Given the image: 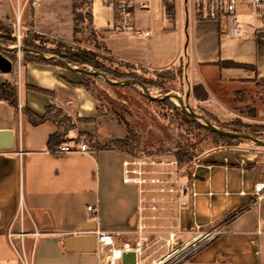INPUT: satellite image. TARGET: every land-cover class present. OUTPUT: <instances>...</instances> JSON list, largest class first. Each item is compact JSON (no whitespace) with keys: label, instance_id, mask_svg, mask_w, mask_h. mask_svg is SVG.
I'll return each instance as SVG.
<instances>
[{"label":"crops","instance_id":"crops-1","mask_svg":"<svg viewBox=\"0 0 264 264\" xmlns=\"http://www.w3.org/2000/svg\"><path fill=\"white\" fill-rule=\"evenodd\" d=\"M65 2L67 13H61ZM133 4L136 30L130 32L115 30L112 6L97 0L90 8L92 33L118 62L151 71L184 63L192 86H203L209 94L208 106L215 99L210 83L222 88L249 77L241 69H223L207 82V68L234 62L252 67L264 80L263 22H246L240 37L232 35L229 17L208 19L195 0ZM142 4L149 9L142 10ZM74 11L73 0H40L28 13L26 30L70 43L76 33ZM223 19L228 20L224 25ZM85 75L92 77L61 64L25 62L20 110L0 101V264H101L95 233L112 235L117 246L136 245L148 236L144 228L152 227L154 202H164L168 222L174 223L169 222L174 227L169 243L206 238L187 264H264V196L255 193L256 185L264 183V147L247 143L207 153L179 181L171 175L177 188L157 187L151 180L162 173L149 162L140 166L134 156L93 147L99 140L98 106L84 87ZM23 105L40 117L51 107L62 111L75 124L67 143L84 141L89 152L51 153L48 142L59 127L52 121L31 125ZM223 106L217 100L213 114L221 116ZM182 187L187 188L185 199L178 192ZM90 206L99 209L98 215L88 211ZM71 238L75 241L68 248Z\"/></svg>","mask_w":264,"mask_h":264},{"label":"rangeland","instance_id":"rangeland-1","mask_svg":"<svg viewBox=\"0 0 264 264\" xmlns=\"http://www.w3.org/2000/svg\"><path fill=\"white\" fill-rule=\"evenodd\" d=\"M73 5L76 27L74 41L67 43L27 31L26 28L29 25V22H26L29 13L27 11L23 20L20 46L13 31L12 12L7 6H0V29H3V31L0 30V45L16 48L13 51L5 50L6 57L14 63L15 68L11 75L3 76L0 74V84H2L0 95H2L4 84L17 85L18 91H20L22 64L32 59L29 52L23 50L24 42L46 56L56 53L59 58L67 54L76 56L80 51L87 50L95 52L98 55L97 61L111 72L120 76L134 75L136 78L131 79L145 80L152 97L161 99L166 95L180 96L185 105L188 103L191 113L204 117L213 126L225 131L245 133L264 141V80L259 79L252 72V67L234 62H223L217 65L218 68L203 70L207 82L211 79H217L223 69H241L249 77L243 84H230L222 88L212 80L214 83H210L209 86H211L212 91L215 90L213 92L215 99L212 100L211 106H208V104H204L206 100L196 98L194 88L197 86H192L184 63L161 71H151L118 62L105 51L92 33L89 7L80 0H73ZM67 6L66 2L61 5V13H67ZM233 18L237 20L240 37L243 36L242 25L254 20L244 3L238 5L236 14L229 17V20L232 22ZM222 22L224 25L228 20L223 19ZM13 39L16 41L14 42ZM18 47L21 49L18 50ZM71 66L76 67L72 64ZM79 68L94 71L89 66ZM87 82L90 92L97 101L99 141L104 143L124 139L128 136L127 128L132 129L137 134L139 141L138 155L134 157L141 162H156V172L173 173L172 177L178 178V181L179 178L187 176L196 164L201 163V157L207 153L247 143L260 147L245 140L237 142L220 139L210 130L200 128V124L192 118H187L177 100H151L146 97L138 85L114 86L107 83L103 78L94 76L87 79ZM203 89L206 91L204 87ZM201 91H199L200 96H202ZM217 100L224 104L221 116L213 114L215 110H213L212 104L217 105ZM159 163L163 164L159 166ZM155 185L159 187L162 184L157 183ZM176 185L175 188H177ZM154 205L156 208L152 215L155 217L150 220L152 227L144 228V231H148V236L143 238L144 256L147 262L170 255L180 246L173 242L169 243L174 227L169 225V210L163 209L164 202H154ZM172 205L174 204L172 203ZM170 224L174 223L170 222ZM184 264H187V261Z\"/></svg>","mask_w":264,"mask_h":264},{"label":"built area","instance_id":"built-area-1","mask_svg":"<svg viewBox=\"0 0 264 264\" xmlns=\"http://www.w3.org/2000/svg\"><path fill=\"white\" fill-rule=\"evenodd\" d=\"M84 2L89 9L93 3L97 0H80ZM104 5L112 6L115 10V21L114 28L118 32H130L135 31V26L133 24V14L132 10L134 7L133 0H99ZM196 8L200 13L205 17L211 20H218L220 17H233L236 14L239 4L244 3L248 8L250 14L254 19L264 23V0H195ZM165 3H173L174 0H164ZM40 3V0H0V6H7L10 8L13 16V31L14 35L17 37L19 46L22 41V30H23V20L25 13L31 9H35ZM142 10H148L149 7L146 4H142L140 7ZM232 33L234 36H237V20L232 19ZM137 33L142 36H149V32L142 30H137ZM54 154H69V153H87L89 152V146L84 141H75L72 143H63L57 147H54L50 150ZM147 162H137L136 164L143 166ZM152 166L157 165L156 162H149ZM163 163H159L162 165ZM127 165V163H126ZM135 173L137 171H134ZM130 171H125L126 175H129ZM141 174V173H140ZM164 174V173H162ZM131 179L127 177L125 181H130ZM142 182V181H141ZM145 182V180H143ZM152 183L157 184L159 180L153 178ZM164 189H162L163 191ZM182 198L187 197V188L182 187ZM171 192L173 189L170 190ZM257 197H263L264 195V183H258L256 185L255 191ZM88 211L93 215H98L99 209L97 207H88ZM98 243L97 252L99 254L101 264H123V256L126 253H135L136 254V263L135 264H184L188 258L193 254L199 251L205 243V239L198 240L194 239L193 241L180 245L172 254L159 259H153L150 262H147L146 257L144 256L145 250L143 249V240L136 243L135 246L124 245L117 246L112 235L103 232L97 231L95 233ZM260 264V263H258Z\"/></svg>","mask_w":264,"mask_h":264},{"label":"trees","instance_id":"trees-1","mask_svg":"<svg viewBox=\"0 0 264 264\" xmlns=\"http://www.w3.org/2000/svg\"><path fill=\"white\" fill-rule=\"evenodd\" d=\"M168 12L171 13L172 12V7H168L167 8ZM3 31V29H0ZM75 32H76V28H75ZM14 42L16 41L15 39H13ZM2 46H4L3 44H1ZM23 47L25 48H31V49H35L34 47H32L30 44H27L26 42L23 43ZM37 50V49H35ZM3 54L6 56V51H2ZM29 55L32 57V59H30L29 61L26 62H38V63H46V64H57L60 65L58 62L54 61V60H45L43 58H41L39 55L34 54V53H29ZM58 54L54 53L51 56H56ZM62 59L66 60L70 65H75L76 67H92L94 69V71H99L104 73L110 80L112 81H121V80H125V79H131V78H136V76H120L117 75L114 72H111L110 70L106 69L103 65H101L97 60H98V55L95 52L92 51H87V50H82L80 51V53L76 56H72V55H65L62 56ZM85 77H87L85 75ZM87 79H89L88 77L85 78V82H84V87L90 91ZM139 80V79H138ZM140 81L145 84L148 85V83L143 80L140 79ZM115 86V85H114ZM202 90V91H201ZM199 91L202 92V96H200ZM194 94L196 96L197 99L200 100H207L208 99V94L206 93V91L203 89V87H195L194 88ZM0 101H5L8 104H10L11 106H13L17 112L20 110V106H19V91H18V87L17 85H11V84H4L3 85V91H2V95H0ZM21 111L24 114V116L26 117V119L28 120V122L33 125V126H39L47 121H52L53 123H55L58 127H59V132H57L55 135H52L49 139L48 142V146L49 148L52 150L54 147H57L59 145H61L62 143H67L70 141V139H68V134L71 130H73L75 128V124L72 121L71 118L65 116L63 114L62 111L56 109V108H48L46 115L43 117L37 116L35 115L32 111H30L28 109L27 106L23 105L21 107ZM187 118H190L186 115ZM200 128H203L205 130H208L207 128L200 126ZM128 131V136L125 137L124 139H118V140H111L108 142H104L102 143V141L99 140H93V147L96 148L97 150H108V149H115V150H119L121 152H124L128 155L131 156H137L138 155V147H139V141L137 139V134L130 128H127ZM237 132V131H234ZM215 134V133H214ZM216 136H218L220 139L223 140H230V141H237V142H243L244 140H240V139H229L220 135L215 134ZM182 162V159H181Z\"/></svg>","mask_w":264,"mask_h":264},{"label":"water","instance_id":"water-1","mask_svg":"<svg viewBox=\"0 0 264 264\" xmlns=\"http://www.w3.org/2000/svg\"><path fill=\"white\" fill-rule=\"evenodd\" d=\"M18 50L21 49V47L17 48ZM5 50H16V48H7L4 47L2 45H0V73L2 74H10L14 71V63L8 58L6 57L2 51ZM23 50L29 52V53H34L39 55L41 58L45 59V60H55L57 62H59L61 65H63L64 67H66L67 69H69L70 71H75V72H81L90 76H96V77H100L103 78L107 83H109L110 85H115V86H126V85H138L142 88L144 94L146 95L147 98L154 100V101H167V100H172L175 99L179 102V105L181 107L182 112L189 116L190 118H192L195 122L199 123L200 125H202L203 127L207 128L208 130H210L211 132L229 138V139H240V140H245L248 142H251L255 145H258L260 147H264V141L255 138L251 135L245 134V133H237V132H230V131H225L221 128H217L215 126H213L209 121H207L204 117L198 116L194 113H191L189 111V105L188 103L185 105L184 101L182 100V98L180 96H176V95H166L165 97L158 99V98H154L150 95L149 93V89L147 88V86L145 84H143L141 81L136 80V79H129V80H125V81H112L110 80L104 73L99 72V71H89L87 69H82V68H77V67H73L71 66L66 60L59 58L57 56H46L45 54H43L42 52L38 51V50H34L31 48H25L23 47ZM73 241H75L74 238L68 239V241L66 242V246L69 248V246L73 243ZM136 263V254L135 253H126L123 256V264H135Z\"/></svg>","mask_w":264,"mask_h":264},{"label":"flooded vegetation","instance_id":"flooded-vegetation-1","mask_svg":"<svg viewBox=\"0 0 264 264\" xmlns=\"http://www.w3.org/2000/svg\"><path fill=\"white\" fill-rule=\"evenodd\" d=\"M171 175H172V173H164V174H162V176L160 177V178H158V180H159V183H161L162 184V186L164 185V184H166V185H169V184H174V180H172L170 177H171ZM158 183V184H159ZM160 186V185H159ZM172 189H173V187H172ZM175 190L173 189V191L172 192H174ZM178 192L180 193V196H182V190L181 189H178Z\"/></svg>","mask_w":264,"mask_h":264}]
</instances>
